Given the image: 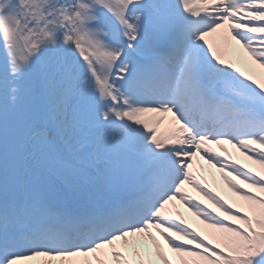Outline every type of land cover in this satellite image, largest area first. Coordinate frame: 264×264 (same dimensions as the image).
<instances>
[{
	"label": "snow or ice",
	"instance_id": "obj_1",
	"mask_svg": "<svg viewBox=\"0 0 264 264\" xmlns=\"http://www.w3.org/2000/svg\"><path fill=\"white\" fill-rule=\"evenodd\" d=\"M257 69L264 0H0V264H264Z\"/></svg>",
	"mask_w": 264,
	"mask_h": 264
},
{
	"label": "bare ground",
	"instance_id": "obj_2",
	"mask_svg": "<svg viewBox=\"0 0 264 264\" xmlns=\"http://www.w3.org/2000/svg\"><path fill=\"white\" fill-rule=\"evenodd\" d=\"M167 115V114H166ZM167 121V120H166ZM165 121V122H166ZM212 147H214L217 151H219V152H221V153H223L221 150V147L219 146V145H211ZM224 148H227V152H224L225 154H227V155H230L231 154V152L232 151H237L238 153H240V155H241V152L238 150V149H236V148H234L232 145H230V144H225L224 145ZM200 159H199V157L197 158V161H199ZM239 161H240V163L241 164H243V165H245L246 167H251V168H253L252 167V165H251V163L248 161V159H246V158H244L243 160H240L239 159ZM218 184H220V186H219V188L218 187H215V189L216 190H218V191H221V193L222 194H228V189H227V186L226 185H224V183H220V182H218ZM211 187H213V186H211ZM214 188V187H213ZM189 189H191V188H189ZM193 190V189H192ZM197 196V198L198 199H203V197H201V196H199V195H196ZM205 203L207 204L208 203V201L207 200H205ZM210 207H211V205H209ZM186 218V217H185ZM191 218H192V224H194L195 225V227H197L198 228V230H203L204 229V226L202 225V224H200V222H199V220L196 218V217H194L192 214H191Z\"/></svg>",
	"mask_w": 264,
	"mask_h": 264
},
{
	"label": "rangeland",
	"instance_id": "obj_3",
	"mask_svg": "<svg viewBox=\"0 0 264 264\" xmlns=\"http://www.w3.org/2000/svg\"><path fill=\"white\" fill-rule=\"evenodd\" d=\"M234 59H235V57H234ZM241 65L243 66L242 69L245 70V71H247V68L245 67V65H244L243 63H241ZM263 71H264V70H263ZM259 72H261V70L257 69V73H259ZM166 126H167V122H165V124L162 125V127H161V131H164ZM228 158H230V159H232V160H237V159H239V158L242 159V158H243V155L240 156L238 153H237V154L234 153L233 156H230V157H228ZM249 162L251 163L252 167H254V170H259V165L254 164V163H253L252 161H250V160H249ZM210 170H211V171H210ZM204 174H205V173H204ZM218 175H219V173H218V171H217L216 168H210V169L208 170V173L206 174V176H204V178H205V180L207 181L208 184H212L213 186H215V185H217V182L219 181ZM202 182H204V181H202ZM192 192H194V191H192ZM194 193H195V195L197 194L196 192H194ZM224 194H225V193H224ZM181 209H182V211L184 212L185 217H186L187 219H190V212H188L187 209H184L183 206H181ZM200 230H201V229H200Z\"/></svg>",
	"mask_w": 264,
	"mask_h": 264
}]
</instances>
